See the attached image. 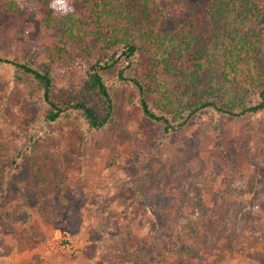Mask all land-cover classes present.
I'll list each match as a JSON object with an SVG mask.
<instances>
[{"label": "rangeland", "instance_id": "rangeland-1", "mask_svg": "<svg viewBox=\"0 0 264 264\" xmlns=\"http://www.w3.org/2000/svg\"><path fill=\"white\" fill-rule=\"evenodd\" d=\"M212 1L189 0L193 12L173 18L164 31L189 17L204 29ZM52 5L67 6L66 0ZM41 37L39 20L0 12V50L38 66L52 62L56 88H77L84 77L81 56L59 59L39 45ZM113 74L107 73L109 80ZM113 87L116 109L106 129L47 124L26 84L17 80V70L0 65V264H151L137 252L150 234L162 240L175 235L155 194L176 185L173 163L181 170L176 168L179 190L187 192L191 176L176 160L184 153L201 162L194 176L216 180L191 191L197 215H211L217 197L231 208L227 229L207 233L217 264H264V113L224 117L218 133L196 122L167 135L161 123L144 115L132 84ZM228 159L244 176L245 189L237 196L226 192ZM22 207L28 211L29 235L40 237L32 248L22 231ZM180 212L189 215L192 206L184 204ZM100 224L104 227L97 231ZM58 232L70 234L75 251L53 249ZM181 238L183 248H193L188 232ZM28 250L35 255L26 259Z\"/></svg>", "mask_w": 264, "mask_h": 264}, {"label": "trees", "instance_id": "trees-1", "mask_svg": "<svg viewBox=\"0 0 264 264\" xmlns=\"http://www.w3.org/2000/svg\"><path fill=\"white\" fill-rule=\"evenodd\" d=\"M188 1L66 0L67 6L54 7L52 0H0L1 13L40 21L42 48L59 59L80 55L84 77L77 88L60 91L52 62L38 66L0 50V65L17 70V80L26 84L40 108V121L47 124L106 129L116 109L113 86L121 83L138 90L144 115L161 123L167 135L196 122L218 133L224 117L264 113V0H214L205 10L204 29L189 17L165 32L170 20L193 12ZM108 72L114 73L113 80ZM176 160L184 163L183 171L191 176L187 192L179 190L180 173L173 163L170 172L176 185L155 194L175 235L168 240L148 235L138 257L151 264H217L207 233L227 229L231 208L217 197L211 215H197L191 191L216 180L194 176L201 162L188 159L186 153ZM226 166L230 173L226 192L237 196L245 189L244 176L229 159ZM21 199L19 203L25 205ZM184 204L192 206L189 215L180 212ZM13 207L5 209L6 216ZM255 211L261 214L260 208ZM19 218L32 248L40 237L29 235L24 207ZM103 227L98 225L97 231ZM185 232L193 248L182 247Z\"/></svg>", "mask_w": 264, "mask_h": 264}, {"label": "built area", "instance_id": "built-area-1", "mask_svg": "<svg viewBox=\"0 0 264 264\" xmlns=\"http://www.w3.org/2000/svg\"><path fill=\"white\" fill-rule=\"evenodd\" d=\"M53 249H59L63 252L75 251L71 236L68 232H58L52 243Z\"/></svg>", "mask_w": 264, "mask_h": 264}, {"label": "crops", "instance_id": "crops-1", "mask_svg": "<svg viewBox=\"0 0 264 264\" xmlns=\"http://www.w3.org/2000/svg\"><path fill=\"white\" fill-rule=\"evenodd\" d=\"M34 253H35L34 250L33 251L28 250L27 252L24 253V258L29 259L31 256L35 255Z\"/></svg>", "mask_w": 264, "mask_h": 264}]
</instances>
